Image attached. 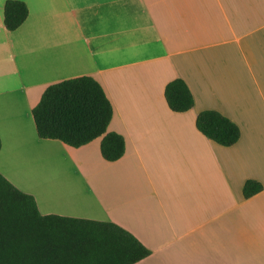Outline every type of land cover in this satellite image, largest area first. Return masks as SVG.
Returning <instances> with one entry per match:
<instances>
[{"label": "crops", "instance_id": "obj_1", "mask_svg": "<svg viewBox=\"0 0 264 264\" xmlns=\"http://www.w3.org/2000/svg\"><path fill=\"white\" fill-rule=\"evenodd\" d=\"M6 1L0 174L18 187L7 160L35 169L18 156L64 154L25 191L39 214L116 224L150 251L135 264H264V0H19L28 17L13 32ZM79 76L111 103L107 132L125 142L115 162L102 159L101 138L74 149L36 135L31 112L45 89ZM176 78L194 99L184 113L164 99ZM204 110L239 127L235 145L197 131ZM247 180L263 189L245 199Z\"/></svg>", "mask_w": 264, "mask_h": 264}, {"label": "trees", "instance_id": "obj_2", "mask_svg": "<svg viewBox=\"0 0 264 264\" xmlns=\"http://www.w3.org/2000/svg\"><path fill=\"white\" fill-rule=\"evenodd\" d=\"M27 6L7 0L3 23L7 31L18 29L27 19ZM164 99L174 113L194 106L193 96L182 79L168 82ZM36 135L77 149L101 138L100 155L107 162L125 152L122 136L107 132L112 106L100 84L79 76L48 86L32 109ZM195 127L204 137L231 147L240 139L239 127L214 110L197 114ZM1 148V141H0ZM247 180L242 195L248 199L262 191ZM150 251L116 224L56 215L41 216L32 195L18 190L0 174V264H135Z\"/></svg>", "mask_w": 264, "mask_h": 264}, {"label": "rangeland", "instance_id": "obj_3", "mask_svg": "<svg viewBox=\"0 0 264 264\" xmlns=\"http://www.w3.org/2000/svg\"><path fill=\"white\" fill-rule=\"evenodd\" d=\"M18 157H32L35 159V162H39L38 167H35V169L45 170L42 174H40V171L35 170L33 166L26 164L23 160H7L6 170L14 177L15 182L18 184V187L14 186L23 193H26L25 191H29L32 188H35L34 190L37 191L38 186L36 188L33 180L34 174L37 176V183L40 181L41 177L50 179L53 177L50 175V172H52V170H56V168L61 169L60 164L64 161V154L58 146H53L49 149H43L38 152H28L25 153V155H20ZM45 172L49 173L46 174Z\"/></svg>", "mask_w": 264, "mask_h": 264}]
</instances>
